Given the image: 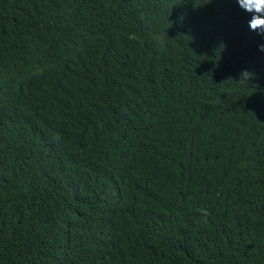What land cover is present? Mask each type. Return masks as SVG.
<instances>
[{
    "label": "trees",
    "instance_id": "1",
    "mask_svg": "<svg viewBox=\"0 0 264 264\" xmlns=\"http://www.w3.org/2000/svg\"><path fill=\"white\" fill-rule=\"evenodd\" d=\"M250 19L237 0H0V264H264Z\"/></svg>",
    "mask_w": 264,
    "mask_h": 264
},
{
    "label": "clouds",
    "instance_id": "2",
    "mask_svg": "<svg viewBox=\"0 0 264 264\" xmlns=\"http://www.w3.org/2000/svg\"><path fill=\"white\" fill-rule=\"evenodd\" d=\"M237 3L242 10L251 14V19L249 20L250 30L264 35V0H237ZM259 47L261 51H264V44H261ZM253 76L254 73L249 70H244L241 73V78L243 77L248 80Z\"/></svg>",
    "mask_w": 264,
    "mask_h": 264
}]
</instances>
